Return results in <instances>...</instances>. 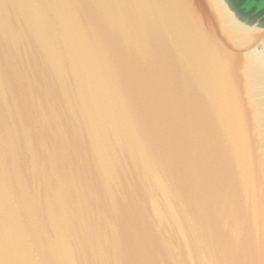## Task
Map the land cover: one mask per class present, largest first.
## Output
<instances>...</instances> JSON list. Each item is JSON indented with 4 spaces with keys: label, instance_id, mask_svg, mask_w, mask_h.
Returning <instances> with one entry per match:
<instances>
[{
    "label": "water",
    "instance_id": "1",
    "mask_svg": "<svg viewBox=\"0 0 264 264\" xmlns=\"http://www.w3.org/2000/svg\"><path fill=\"white\" fill-rule=\"evenodd\" d=\"M235 0H0V264H264V21Z\"/></svg>",
    "mask_w": 264,
    "mask_h": 264
},
{
    "label": "rangeland",
    "instance_id": "2",
    "mask_svg": "<svg viewBox=\"0 0 264 264\" xmlns=\"http://www.w3.org/2000/svg\"><path fill=\"white\" fill-rule=\"evenodd\" d=\"M240 1L241 0H239V1L235 0V4H237ZM244 1L247 5H253V7H256L257 8V14L261 15L259 17H256L257 15H254L252 17V21H264V0H244ZM256 8L253 11H256Z\"/></svg>",
    "mask_w": 264,
    "mask_h": 264
},
{
    "label": "trees",
    "instance_id": "3",
    "mask_svg": "<svg viewBox=\"0 0 264 264\" xmlns=\"http://www.w3.org/2000/svg\"><path fill=\"white\" fill-rule=\"evenodd\" d=\"M238 1H239V0H238ZM240 4H241L242 6H240ZM237 5L240 6V11H241L245 16H249L250 14H251V15H250L251 17H253L254 15H257L256 17L261 16V15H258V14H257V8H256V7H253V5H247V4L245 3L244 0H241L240 2H238ZM237 5H236V6H237ZM255 8H256V11H253V10H255Z\"/></svg>",
    "mask_w": 264,
    "mask_h": 264
}]
</instances>
